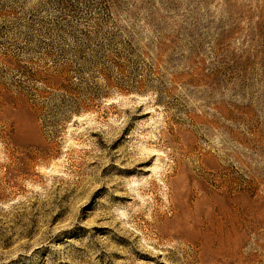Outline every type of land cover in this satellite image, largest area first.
I'll use <instances>...</instances> for the list:
<instances>
[{"label":"rangeland","instance_id":"1","mask_svg":"<svg viewBox=\"0 0 264 264\" xmlns=\"http://www.w3.org/2000/svg\"><path fill=\"white\" fill-rule=\"evenodd\" d=\"M0 264H264V0H0Z\"/></svg>","mask_w":264,"mask_h":264}]
</instances>
